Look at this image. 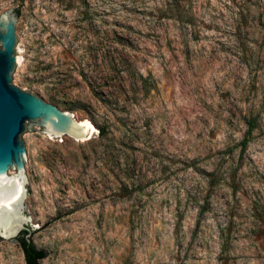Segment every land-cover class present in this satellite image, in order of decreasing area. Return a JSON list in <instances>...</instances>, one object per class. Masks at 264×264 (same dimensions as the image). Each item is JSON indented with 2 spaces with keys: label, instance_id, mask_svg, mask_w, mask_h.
<instances>
[{
  "label": "rangeland",
  "instance_id": "1",
  "mask_svg": "<svg viewBox=\"0 0 264 264\" xmlns=\"http://www.w3.org/2000/svg\"><path fill=\"white\" fill-rule=\"evenodd\" d=\"M17 88L106 127L27 136L39 264H264V0H0ZM249 142L241 152L243 139ZM0 264H25L0 240Z\"/></svg>",
  "mask_w": 264,
  "mask_h": 264
},
{
  "label": "water",
  "instance_id": "2",
  "mask_svg": "<svg viewBox=\"0 0 264 264\" xmlns=\"http://www.w3.org/2000/svg\"><path fill=\"white\" fill-rule=\"evenodd\" d=\"M23 20L0 18V240L14 246L20 232L33 236L29 220L32 156L27 136L42 128L49 142L73 140L87 148L91 134L73 114L17 88Z\"/></svg>",
  "mask_w": 264,
  "mask_h": 264
},
{
  "label": "trees",
  "instance_id": "3",
  "mask_svg": "<svg viewBox=\"0 0 264 264\" xmlns=\"http://www.w3.org/2000/svg\"><path fill=\"white\" fill-rule=\"evenodd\" d=\"M97 131H98V138L103 140L107 137L108 135V129L106 127H99L96 126ZM249 140L243 139L240 143L241 146V152L245 150ZM27 232L22 231L18 235V237L15 239V241L18 243L22 254H23V259L25 264H39L40 261L45 259L47 257V253L42 250V249H37L31 239V235L28 239L25 238V235Z\"/></svg>",
  "mask_w": 264,
  "mask_h": 264
},
{
  "label": "bare ground",
  "instance_id": "4",
  "mask_svg": "<svg viewBox=\"0 0 264 264\" xmlns=\"http://www.w3.org/2000/svg\"><path fill=\"white\" fill-rule=\"evenodd\" d=\"M81 124L84 125L85 129L91 134V136L94 134L95 127H93L88 121H82Z\"/></svg>",
  "mask_w": 264,
  "mask_h": 264
}]
</instances>
